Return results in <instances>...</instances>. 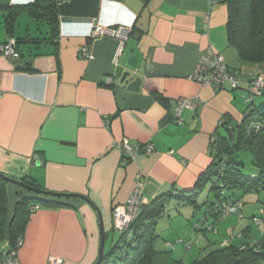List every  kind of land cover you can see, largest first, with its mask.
<instances>
[{"label":"crops","instance_id":"obj_1","mask_svg":"<svg viewBox=\"0 0 264 264\" xmlns=\"http://www.w3.org/2000/svg\"><path fill=\"white\" fill-rule=\"evenodd\" d=\"M37 1L0 0V45L11 38L6 16L17 13L13 38L19 47L15 59L0 53V173L46 191L88 197L101 213L107 241L120 232L114 228L115 208L125 206L136 189L145 208L161 195L178 201L180 193L196 187L214 161L216 133L225 122L239 124L248 113V84L258 75L264 77V62L240 63L228 43L227 5L219 0H62L54 38L49 22L32 14ZM96 25L131 30L120 55L118 39L91 38ZM85 47L90 56L83 54ZM208 48L238 73L236 89L190 80ZM132 56L137 58L133 77L144 80L140 93L120 85ZM184 98L195 100L196 107L183 108L177 117ZM256 98L264 101V95ZM125 140L142 147L152 144L154 152L126 162L121 146ZM5 191L0 254L10 243L17 202L41 197L7 182ZM261 195H250L249 205L242 202L233 245L264 239ZM47 197L41 199L59 205L39 204L40 209L30 214L20 264H49L52 256L62 264H95L101 243L95 209L82 199ZM231 216L210 219L216 228L223 222L224 234L220 229L215 233L221 240L237 229ZM173 224L169 220L163 236L158 235V249L182 254V245L187 257L195 249L191 237L202 231L195 224L192 235L187 232L181 238L175 236ZM119 239H113L112 247ZM204 249L211 250L210 244Z\"/></svg>","mask_w":264,"mask_h":264},{"label":"trees","instance_id":"obj_2","mask_svg":"<svg viewBox=\"0 0 264 264\" xmlns=\"http://www.w3.org/2000/svg\"><path fill=\"white\" fill-rule=\"evenodd\" d=\"M60 1L38 0L34 4L32 13L38 19L49 22L53 38L58 32L57 14ZM219 1L227 5L228 43L236 50L240 63L254 65L264 62V0ZM36 8L40 9L39 13L35 12ZM17 16V13H9L5 19L6 29L11 38H13ZM17 49L19 52L18 41ZM263 95L264 91L261 96ZM255 98L246 102L249 105V111L242 122L236 125L225 122L222 126L223 130L216 133L211 147L214 161L208 171L200 177L196 187L176 197L179 202L192 205L197 210L202 206H207L203 218H200L201 220L196 224L198 231H217L218 233V229L209 224L210 219L222 221L225 209L229 205L240 204L242 206L243 203L237 197V193L243 194L244 197L254 194L264 195V104L255 107ZM159 100L166 104L164 99ZM245 154L251 156L250 163L255 168L248 174L245 172L247 167ZM24 182L38 187L34 183ZM5 185L6 182L0 179V232L5 226L7 205ZM208 188L214 194L215 201L210 203L207 198L203 204L198 205V199L206 193ZM41 197L22 198L17 202L9 227L10 250L16 247L19 238L23 239L32 205H59L56 202L41 199ZM170 198H172L170 195H161L150 207H143L129 232L122 233L119 241L111 250L105 251L103 264H186L183 256L176 257L174 251L159 250L157 247L160 237L156 234V225L170 202ZM263 240L252 245H233L230 241L229 246H220L211 250L204 249L203 251L209 252L190 264L264 262Z\"/></svg>","mask_w":264,"mask_h":264},{"label":"built area","instance_id":"obj_3","mask_svg":"<svg viewBox=\"0 0 264 264\" xmlns=\"http://www.w3.org/2000/svg\"><path fill=\"white\" fill-rule=\"evenodd\" d=\"M62 2V0L60 1ZM205 26L208 27L209 18L205 20ZM131 30L127 27H120L118 29L105 27L102 25H96L92 29L91 38L94 40L102 38H115L121 43L118 54L123 52L124 46L129 39ZM0 53L10 59L19 57L17 49V42L14 38H10L6 43L0 45ZM85 56H90V49L85 47L83 49ZM190 80L203 86H218L222 89H236L239 86L240 78L236 71L232 70L226 63L223 56L212 48H208L202 53L197 61L196 67L190 76ZM264 91V77L256 76L248 84V98L253 100L254 97L261 96ZM196 102L193 99H181L178 103L176 110V116L180 117L183 108L194 109ZM179 121V120H178ZM180 123V122H178ZM121 146L124 149V155L127 160L134 161L140 154L152 155L154 147L152 144L142 147L140 145L131 144L129 141H124ZM125 162V163H126ZM143 207V200L140 189H136L133 195L128 200L125 206H118L115 208L113 213L114 228L122 233H128L131 225L138 219L141 214ZM240 204L229 205L224 212L223 219L231 215H240L241 211ZM40 209L39 205H32L30 207L31 213H35ZM217 233V231H214ZM23 245V239L19 238L16 247L13 250L9 249V246H3L1 249L0 264H20L19 261V250ZM230 241H225L222 246H229ZM49 264H62V261L55 256L50 257Z\"/></svg>","mask_w":264,"mask_h":264},{"label":"rangeland","instance_id":"obj_4","mask_svg":"<svg viewBox=\"0 0 264 264\" xmlns=\"http://www.w3.org/2000/svg\"><path fill=\"white\" fill-rule=\"evenodd\" d=\"M233 51H235V50H233ZM262 104H264V101L261 102L259 100V98L255 99V102H254L255 107H259ZM244 158H245L246 163H247V167L245 168V172L248 174L249 172L254 171L255 168L250 163V161H251L250 155L245 154ZM249 196L250 195L244 197L243 194L237 193V197L240 198V200L244 203V205H249V203H250V200H249L250 197ZM261 197H264V195H261ZM207 198L209 199L210 203L215 201V196L210 191V188H208L206 193L200 199H198V203H199L198 205L203 204ZM206 210H207V206H202L200 209L197 210L192 205L185 204V203L179 202L177 200H173L172 202L168 203L162 217L158 221V224L156 225V230H155L156 234L159 236H163L161 234V232L163 231L164 228L165 229L167 228V224H168L169 220L172 219V221H174L172 229L174 228V230H176L177 234L175 235L174 233H172V234H169V235L166 234V235H168L169 238H171L170 240H172V238H174L171 235L180 236L181 238H186L188 236L187 232H190V235H192L191 229H193V226L195 224H197L199 222V220H201L203 218ZM231 217H233L231 219L233 220V225H235L234 227H237V229H236V231H234V233L231 232L225 240L224 239L221 240V237H218V235L215 234L214 232H199L197 234H193V236L191 237V242L194 243L193 246L195 247L194 251H192L191 254L186 257V253H185L186 248L183 247L182 245H178V248L180 250L182 249L183 251H181L182 254L175 252V256L176 257L183 256L185 259L184 260L185 263L190 264L194 260L201 258L205 254H207V252H209V251H201V250H203V247L207 246L208 244H210L211 249H215V248L222 246V244L227 240L231 241V243H232L234 237L237 238L236 236L240 230V226L236 225L237 223H239V221H237V220H239V219H237L238 216L232 215ZM175 221H181V223L178 225L177 222H175ZM222 227H223V222L219 224V227L217 228L218 231H219V229L221 231ZM222 234H224V233L222 232ZM121 236H122V234L120 232H114L111 235H109V237L105 243L106 252L111 250L113 239L116 240L117 238H120ZM253 236L254 235H252V237ZM207 240H209V242H207ZM158 244L159 243H157V247H158ZM208 250H210V249H208Z\"/></svg>","mask_w":264,"mask_h":264},{"label":"water","instance_id":"obj_5","mask_svg":"<svg viewBox=\"0 0 264 264\" xmlns=\"http://www.w3.org/2000/svg\"><path fill=\"white\" fill-rule=\"evenodd\" d=\"M132 53H133V51H132ZM126 66L129 70L123 73L122 78L120 80V85H122V86L126 85V91L127 92L140 93L144 80L141 77H135V78L133 77V71L136 70V66H137V58L135 56L130 57L127 61ZM130 80H132V81H130ZM0 179L7 182V183L16 185L19 188H21L22 190L34 193L36 195L55 197V198H77V199H82L83 201L90 204L95 209V211L97 212V214L99 216V221H100L99 227H100V233H101V243H100V248H99L98 260L96 261L95 264H103L104 259H105L106 232H105V229L103 226L102 216H101L99 209L96 207V205L88 197L83 196V195H78V194H60V193H54V192L46 191V190H43L39 187L30 185L24 181H18V180L9 178V177L5 176L4 174H1V173H0Z\"/></svg>","mask_w":264,"mask_h":264}]
</instances>
